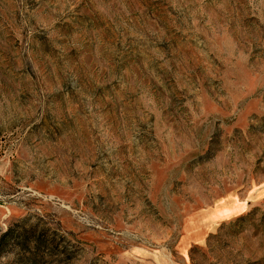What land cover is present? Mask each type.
<instances>
[{
    "label": "rangeland",
    "instance_id": "rangeland-1",
    "mask_svg": "<svg viewBox=\"0 0 264 264\" xmlns=\"http://www.w3.org/2000/svg\"><path fill=\"white\" fill-rule=\"evenodd\" d=\"M0 264H264V0H0Z\"/></svg>",
    "mask_w": 264,
    "mask_h": 264
}]
</instances>
